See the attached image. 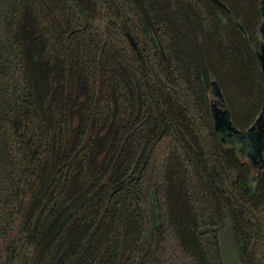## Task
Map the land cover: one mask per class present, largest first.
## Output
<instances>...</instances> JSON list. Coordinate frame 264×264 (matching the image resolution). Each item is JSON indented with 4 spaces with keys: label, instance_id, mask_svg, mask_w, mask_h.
I'll return each instance as SVG.
<instances>
[{
    "label": "trees",
    "instance_id": "16d2710c",
    "mask_svg": "<svg viewBox=\"0 0 264 264\" xmlns=\"http://www.w3.org/2000/svg\"><path fill=\"white\" fill-rule=\"evenodd\" d=\"M218 1L0 0V264H223L227 214L264 264V167L216 128L263 107L262 0Z\"/></svg>",
    "mask_w": 264,
    "mask_h": 264
},
{
    "label": "flooded vegetation",
    "instance_id": "af4514ba",
    "mask_svg": "<svg viewBox=\"0 0 264 264\" xmlns=\"http://www.w3.org/2000/svg\"><path fill=\"white\" fill-rule=\"evenodd\" d=\"M259 24L258 31L256 34V40L254 41V51L257 56L258 66L260 68L262 74V81L264 84V0L259 3ZM29 31V30H28ZM68 32L67 29L64 28L62 33ZM24 33V32H22ZM24 46H17L21 48H25ZM26 49V48H25ZM212 89V85H211ZM222 93V92H221ZM211 97V106L214 111V116L217 118L219 114L223 112L224 108L220 107L217 102L214 100L213 92H210ZM264 93L262 96V100L264 99ZM225 100V99H224ZM264 105V103H262ZM263 107L261 106L260 114L254 124L246 131V133L238 132L234 129V125L229 127L223 126V122L221 126L219 125L220 121L216 124V128H220L217 130L220 131L221 140L231 148L236 149L242 160L244 159L246 163H248L253 171L257 170V175L260 173L262 168L264 167V118L262 121L257 124L260 116L262 115ZM264 117V116H263ZM220 126V127H219Z\"/></svg>",
    "mask_w": 264,
    "mask_h": 264
},
{
    "label": "water",
    "instance_id": "95a60500",
    "mask_svg": "<svg viewBox=\"0 0 264 264\" xmlns=\"http://www.w3.org/2000/svg\"><path fill=\"white\" fill-rule=\"evenodd\" d=\"M211 1L224 8V6H222L218 0H211ZM212 92H213L214 100L217 102V104L220 107L224 108L225 112H227L228 110L226 107L223 94L221 93V90L218 88L217 84L215 83L212 84ZM263 116H264V105H263L262 115L257 121V124H259L262 121V118H264ZM198 232L199 235L201 236L216 232L219 239V248H220L222 263L241 264V252L235 237V224L230 214H227V219L223 225H218L213 228L205 227L200 229Z\"/></svg>",
    "mask_w": 264,
    "mask_h": 264
},
{
    "label": "rangeland",
    "instance_id": "374dc122",
    "mask_svg": "<svg viewBox=\"0 0 264 264\" xmlns=\"http://www.w3.org/2000/svg\"><path fill=\"white\" fill-rule=\"evenodd\" d=\"M244 161H246V160L244 159ZM257 172H258L257 170H254V174L253 175L254 176L257 175Z\"/></svg>",
    "mask_w": 264,
    "mask_h": 264
}]
</instances>
